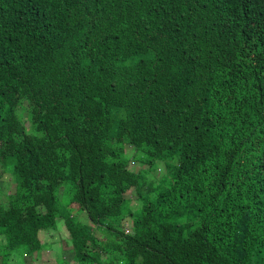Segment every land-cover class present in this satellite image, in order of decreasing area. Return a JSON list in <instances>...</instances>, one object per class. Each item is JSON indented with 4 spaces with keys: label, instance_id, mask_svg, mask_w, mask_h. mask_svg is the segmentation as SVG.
<instances>
[{
    "label": "trees",
    "instance_id": "obj_1",
    "mask_svg": "<svg viewBox=\"0 0 264 264\" xmlns=\"http://www.w3.org/2000/svg\"><path fill=\"white\" fill-rule=\"evenodd\" d=\"M7 172L2 264H264V0H0Z\"/></svg>",
    "mask_w": 264,
    "mask_h": 264
},
{
    "label": "rangeland",
    "instance_id": "obj_2",
    "mask_svg": "<svg viewBox=\"0 0 264 264\" xmlns=\"http://www.w3.org/2000/svg\"><path fill=\"white\" fill-rule=\"evenodd\" d=\"M24 119L26 118V113H23ZM26 120V119H25ZM25 125L28 126V122H25ZM126 152L127 154L131 155V152L129 151V148L126 147ZM129 167L133 170H138V165L135 163V161L131 160ZM167 180V176H162V180ZM14 180L12 179L11 173L7 172L6 174L3 175L2 179L0 180V189L2 190V196L7 195L8 193L13 192L14 190ZM62 193V188L61 191H59V194L61 195ZM135 191L133 188H129L125 196L128 198L133 199V205H137L138 203L136 202L135 198ZM83 219L85 217L84 214L81 216ZM129 220L124 221V226L125 224L128 225ZM64 229L61 227V224L57 231L52 232L53 236H48L47 233L40 231L39 232V238L41 239L42 242V249L38 255L33 253L32 255L29 254H23V250L21 248L17 249L14 251V260L10 261L9 264H62L63 261L60 260L61 257L64 259V264L65 261H68L70 264H74L73 257H71L70 253L64 252L62 249L59 248V245L57 243H52L53 239H58L60 236H65ZM99 234V232H97ZM47 244L45 241H49ZM3 258H1L0 254V264H2Z\"/></svg>",
    "mask_w": 264,
    "mask_h": 264
}]
</instances>
